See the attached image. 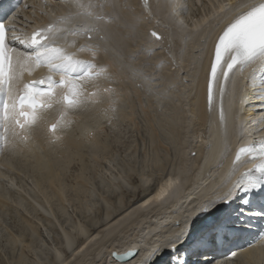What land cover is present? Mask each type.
Masks as SVG:
<instances>
[{
  "label": "snow or ice",
  "instance_id": "snow-or-ice-1",
  "mask_svg": "<svg viewBox=\"0 0 264 264\" xmlns=\"http://www.w3.org/2000/svg\"><path fill=\"white\" fill-rule=\"evenodd\" d=\"M64 5V11L58 15L40 9L42 16L50 15L51 19L35 25L31 35L25 38L18 35L19 12L9 19L13 0H0V151L28 149L41 128L44 112L54 107L61 111L60 119L48 126L53 134L71 126L69 113L99 108L106 101L110 105L118 104L113 87L118 78L127 76L149 83L163 79L157 73L164 62L155 66L151 63L156 48L145 50L140 46L127 50L129 44L136 42L137 21H151L162 10L159 0H136L135 3L132 0H64ZM24 7L37 10L35 5ZM167 7L169 20L182 33L185 25L178 14L187 11V5L171 0ZM23 20L25 26L34 23L26 17ZM213 29L215 36L205 69L206 100L208 110H215L219 122L226 126L224 98L230 86L235 88L237 73L245 78V70L251 69L253 94L264 106V0H215L211 15L205 16L197 27V32L206 33L202 38L205 44ZM150 35L157 41L162 39L154 29ZM184 40L187 42V35ZM142 54L145 58L137 65L135 62ZM85 55L87 59L83 58ZM109 55L111 61H100L101 56ZM168 56L171 64L184 73L177 60V56L183 58V50L174 54L169 49ZM42 66L47 67L48 75L27 83L23 81L25 72L30 75ZM148 68L154 71H146ZM156 90L161 97L170 91L159 84ZM226 151V147L221 149V158ZM248 160L253 161V166L237 176L239 168ZM181 183L182 176L169 177L152 200L169 198ZM250 217L264 221V138L254 146L236 151L211 196L185 217L184 226L178 232L157 242L141 258L140 264H211L203 257L212 249L232 243L248 229ZM180 223L176 221L177 227ZM259 239L264 240V230L259 233ZM140 251L139 247L130 249L126 257H135ZM236 255L231 253L232 257Z\"/></svg>",
  "mask_w": 264,
  "mask_h": 264
},
{
  "label": "bare ground",
  "instance_id": "bare-ground-1",
  "mask_svg": "<svg viewBox=\"0 0 264 264\" xmlns=\"http://www.w3.org/2000/svg\"><path fill=\"white\" fill-rule=\"evenodd\" d=\"M183 1L176 0V3L181 5ZM207 1L208 3H203L205 9L202 10L205 11L201 14V18L189 12L194 6L196 7L195 2L200 3V0L187 1V6L189 5L187 14H191V17H188L186 21L185 17L183 18L182 15L178 14V19L183 21L185 25L182 33L177 30L176 23L169 20L167 16V6L171 0H159L162 10L151 21L145 19L137 21L136 42L135 44H129L127 50L130 51L132 48L140 46H143L145 50L156 48L154 55L157 54L159 57L152 55L151 63L155 66L159 62H164L163 68L157 73L163 78L162 80L149 83L139 79L133 80L127 76L118 78L116 81L122 85L121 89H117L113 84L119 99L118 104L110 105L106 101L99 108L69 113L67 118L73 122L71 126L64 128L62 131L58 129L54 134L47 130V125L51 122H57L56 116L61 110L59 107H56L55 112L47 110L43 114L44 120L41 128L36 132L35 139L28 149L22 152L11 151L9 157L8 153L0 155V167L6 168L7 174L13 168L23 170L28 175H32L34 184L30 196L24 195L28 202L23 199L22 189L20 187L16 188L14 181L6 178L3 181L0 180V215L6 212H16V207L12 205L11 201L16 206L29 210L27 211L29 214H40L43 220L51 223L52 229L55 231L63 249L68 252V258L70 259H64L62 253L58 250H46L45 245H43L45 241L41 239V234L38 235L39 233H37L31 222L30 224L26 223L25 218L27 217L25 216L23 218L25 225L16 224L20 227L17 234L5 235V241L10 251L14 252L17 246L18 248L21 247V241L25 236L29 246H38L37 258L35 257L32 260V264H50V261L54 264H140L141 258L157 242L163 241L169 234L178 232L184 226L183 221L185 218L178 220L181 221L179 227L176 225V219L181 217V213L182 217L185 216L184 212L187 211V208H185L187 204L195 209L202 204L205 198L211 196L216 182H209L208 179L211 174H215L214 172L217 169L210 171V167L216 161H222V159L214 155L219 145L215 137L218 113L215 110L211 112L208 110L205 91V69L208 65V53L212 48L215 29L207 35L206 44L202 39L206 33L197 32V27L202 23L204 17L211 15L212 5L215 3V0ZM132 2L135 3L136 0H132ZM35 4L39 8L47 10L39 3V0L33 1V5ZM63 6L60 4V7L50 10V12H58ZM34 13L35 11H33ZM48 17L50 15H41L39 20L44 21ZM152 29L162 35L161 40L157 41L150 35L149 32ZM185 35L188 36L187 42L184 40ZM169 49L174 54H178L179 51L183 50V58L177 56V60L184 69V73H181L180 67H174L171 64L168 56ZM83 58L87 59V56L85 55ZM144 58L142 54L135 63L140 64ZM111 59L110 55L100 57V61H111ZM146 71L151 73L154 68H148ZM169 71L177 72L170 73ZM40 73L41 70L38 69L30 75L28 74L27 77L36 78ZM185 79L188 80L187 83L183 82ZM234 80L236 95L239 89L242 88L241 80L243 79L235 76ZM138 84L142 86L138 87ZM156 84L161 85L163 89H170V91L166 96L161 97L156 90ZM230 90L234 89L230 86ZM226 95L227 93L225 98ZM225 98L226 126L222 131L227 140L236 141L239 137H237L234 126L239 123H234L232 116L230 119L231 105L225 101ZM240 100L239 97L238 101ZM231 103L232 107L235 108L237 103ZM254 109L252 106L249 108V110ZM110 115H114L115 120L120 118L132 120L134 115L144 117L146 121L145 132L150 143L149 146H152L153 150L150 152L148 149V153H144V159L140 164L141 152L138 155L133 154L130 159L133 158L135 162H138L137 166L136 164L132 165L130 159V163L119 164L121 173L123 172L120 177H109L106 182L94 178V175L91 178L92 175L88 172H92L95 166L87 161L82 162L78 168L79 173H77L74 181L77 183L73 185L64 183L65 172L74 157L80 158L82 152L86 151L88 157L93 160L97 158V155L106 153L108 144L103 140H99L97 131L102 130L103 125L100 122H104V119ZM194 115H197L198 121L193 119ZM250 119L254 120V118ZM132 123L135 127L139 125L136 121ZM220 125L222 126L221 123ZM198 129H200V132H198ZM250 129L244 127V134L250 133ZM244 134L241 138L244 137ZM198 136L200 137L199 143L195 142ZM56 137H60V139L56 140ZM118 137L119 135L116 139ZM53 141L55 142L53 143ZM207 143L211 144V147L203 149V146L205 147ZM163 144L169 146V153L161 150L159 145ZM136 167L138 169H135ZM150 168L160 175V179L157 180H160L159 183L156 187H149L141 199L128 201L125 203L124 208H121L123 197L115 198L117 190L110 184L123 188L127 183L126 175L129 172L136 171L139 174L142 171L139 176L140 180L135 177V182L139 181L140 186H144L150 175L144 174L143 171ZM86 172L87 177L84 176ZM217 173L220 177L223 175L221 170H218ZM175 175L182 176L181 186L169 198L153 201L152 197L159 191L160 185L169 177L174 178ZM206 175L208 179L203 180L201 176ZM2 176H4V173L0 171V178ZM193 180H195V183L192 182ZM98 185L103 188L101 193H105L109 200L107 205L102 202L100 205L101 210H98L100 212L99 219L102 223L101 228L92 226L91 223L95 218H89L92 214V207H89V205L94 202L93 193L95 188H99ZM16 190H19V193L16 192L18 194L8 195L9 192ZM69 191H71L72 200L77 203L81 216L89 218L87 221L88 227L85 223H75L71 226L72 230H69L70 228L67 230L64 229L65 227L58 226L55 217L52 216L51 209L53 208H55L56 214L65 215L66 204L64 202L69 201L67 199ZM190 192L194 193L195 196H190ZM111 195L115 197H110ZM113 199H115L113 205L115 209H111L109 205ZM145 201H150V203L145 204ZM169 220H171V224H167ZM174 225L176 226L174 227ZM88 228L95 231L90 232ZM78 237H80V240L77 242ZM136 247H139L141 251L133 259L118 262L111 258L113 250L120 252L127 248L133 249ZM26 248L28 247L26 246ZM236 253L235 257H232L231 253L228 252L223 253L217 259H208V261H211V264H264V242H258L251 246L243 245ZM15 256L17 264H28L24 252L17 251ZM228 258H232V260L229 261Z\"/></svg>",
  "mask_w": 264,
  "mask_h": 264
},
{
  "label": "rangeland",
  "instance_id": "rangeland-1",
  "mask_svg": "<svg viewBox=\"0 0 264 264\" xmlns=\"http://www.w3.org/2000/svg\"><path fill=\"white\" fill-rule=\"evenodd\" d=\"M187 1L184 0L182 5H187V3H188ZM200 2H201V0H200ZM203 3H205V2L200 3V7L194 6L192 8V10L188 9L189 12L190 13L198 12L199 8H200V11H205V10H202V9H205V5ZM187 8H189V5L187 6ZM48 10H51V8ZM187 15H188V17H191V14H187ZM185 20H187V19H185ZM156 56L159 57V55H157V54L154 55V57H156ZM171 72H177V71H171ZM114 86L117 89L118 88L121 89V87H122V85L119 84L117 81L114 83ZM115 118L116 117L114 115L108 116L106 119H104V122H100V124L103 125L102 130L97 131V133L99 134V140H103L104 142H106L108 144L106 153L97 155V158H95L93 160H91L88 157L86 151L82 152V155L80 158L74 157L72 160V163H70L69 168H67V170L65 172L66 175L63 174V175H65L64 180H63L64 183H66L68 185L69 184L73 185V184L77 183L74 181L76 180L75 178H76L77 173H79L78 168L82 162H87V161L89 163H93L95 166V169H93L92 172H88V173H90V175H92V176H90L91 178L94 175V178H98L99 180L102 179L106 182L107 180H109V177H111V178L113 176L114 177H118V176L120 177L121 174H123V172L121 173V166L119 164H127L128 162L130 163V160H131V164L132 165L136 164V166H137L138 162H135V160H133V158L130 159V157L133 154L138 155L139 152H141L142 157L139 161V164H140V163H142V161L144 159L143 158L144 153L147 152L148 149L150 152L153 150V147L149 146L150 143H149V140H148L146 132H145L146 121H145L144 117H139L137 115H134L132 120H130L128 118H120L118 120H115ZM133 121H136L139 125L137 127H135L134 124L132 123ZM118 135H119V137L116 139V137ZM128 146H129V148H128ZM159 147H161V150L163 152L169 153V146L167 147L165 144H163V145H159ZM191 168H192V165H191ZM135 169H138V168L136 167ZM138 171H140V170H138ZM140 172L142 173V171H140ZM141 173L138 174L136 171L129 172L126 175V182L127 183L123 186V188H118V187L110 184L115 190H117L116 197L112 196V195L110 197H115V198H119L121 196L123 197L122 198V204L120 205L121 208H124V205H126L125 203H127L128 201L141 199L145 195V192L149 189V187H154V186L156 187V185L160 181V180L157 181L158 179H160V175L158 173H156L152 168H150L148 170L143 171L144 174H148V175H150V177H148V180L145 181L144 186H140L139 181L135 182V180H136L135 177H137V179L140 180L139 176ZM8 174H11V175H8ZM8 174L4 173V176H2L0 178V180L3 181L4 178H6V179H10L11 181H14L16 184V188L20 187V189H22L21 195L23 196V199L27 200L24 195L30 196L31 191L34 188L32 175H28L25 171L17 169V168H13L10 171V173H8ZM6 175H8V176H6ZM84 176L87 177V172L84 174ZM98 187H99V185H98ZM146 187H148V188H146ZM102 190H103L102 187H99L98 189L95 188V191L93 193L94 194L93 195L94 202H92V204L89 205V207H92V214H91V216H89V218H91V217L95 218V220L93 219L94 221L91 223V225L95 226V227H100L102 224L100 222V219H99L100 218V215H99L100 212H98V210L99 211L101 210L100 209L101 203L103 202L104 204L107 205V201H109L108 198L106 197L105 193H101ZM128 191H130V192H128ZM16 192L19 193V190L11 191L8 193V195L9 194H18ZM8 195H7V197H9ZM71 196H72L71 191H69L67 193V199H69V201L67 200V202H64L66 204L65 206L67 207V208L65 207V210H66L65 215L61 216L59 214H56L55 208H53V209H51L52 213H53L52 216L55 217V219H56L55 221L58 224V226H62L63 228L65 227L64 229H67V230H68V228H70L69 230H72L71 226L75 223H81V224L85 223V225L88 227L87 221L89 220V218L88 217L85 218V217L81 216V213L79 212L78 207H77V203L74 200H72ZM114 201H115V199L110 201L109 205H110L111 209H115L113 206ZM11 202H12V205H14L16 207V212H14V213L6 212V213L0 215V231H1L0 232V235H1L0 236V264H17V262L15 260V257H16L15 254L17 251L18 252L21 251L22 253L24 252V254L27 256L28 264H32V260H34L35 257L37 258L36 255H37V251H38V246L37 247H36V245L35 246H29L26 242L27 239H25V236H24L23 240L21 241V245H20L21 247L18 248V246H17L16 250L14 252L9 250V248L7 247L6 241H5V237H6L5 235L11 236V234H17L20 231V227L17 226L16 224L21 223L22 226L25 225L24 220H23V218H25V217H27V218H25L26 223L30 224V222H31V224H33L35 230H37V233H39L38 235L41 234V239H43L45 241V244L43 243V245H45L46 250H49V251H52L53 249L58 250L64 256L63 258L67 260L69 254L67 251H65L63 249L59 239L57 238L55 231L52 229L51 223L43 220L40 214H38V213L29 214V213H27V211H29V210H26L22 207L16 206L13 201H11ZM104 204H103V206H105ZM128 209H126V210H128ZM126 210H124V211H126ZM101 214L103 215L102 212H101ZM107 220H109V219H107ZM14 221H17V222H14ZM88 231L91 232V231H95V230H92V228H88ZM79 240H80V237L77 238V242ZM23 246H25V247H23ZM26 246L28 248H26ZM50 247H52V248H50ZM47 256H49V254H47ZM68 259H70V258H68ZM49 263L54 264V263H52V261H50Z\"/></svg>",
  "mask_w": 264,
  "mask_h": 264
},
{
  "label": "water",
  "instance_id": "water-1",
  "mask_svg": "<svg viewBox=\"0 0 264 264\" xmlns=\"http://www.w3.org/2000/svg\"><path fill=\"white\" fill-rule=\"evenodd\" d=\"M129 250H127V252H128ZM127 252H125V253H123V252H115V251H113L112 252V257L116 260V261H118V262H122V261H126V260H128V259H130V258H128V257H126V253ZM116 254V255H113V254ZM121 257H125L124 259H121Z\"/></svg>",
  "mask_w": 264,
  "mask_h": 264
}]
</instances>
